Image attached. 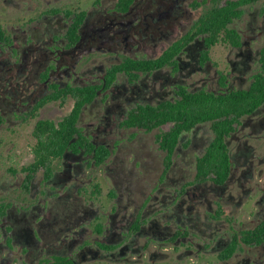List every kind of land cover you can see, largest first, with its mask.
<instances>
[{
  "label": "flooded vegetation",
  "instance_id": "af4514ba",
  "mask_svg": "<svg viewBox=\"0 0 264 264\" xmlns=\"http://www.w3.org/2000/svg\"><path fill=\"white\" fill-rule=\"evenodd\" d=\"M0 264H264V0H0Z\"/></svg>",
  "mask_w": 264,
  "mask_h": 264
},
{
  "label": "trees",
  "instance_id": "16d2710c",
  "mask_svg": "<svg viewBox=\"0 0 264 264\" xmlns=\"http://www.w3.org/2000/svg\"><path fill=\"white\" fill-rule=\"evenodd\" d=\"M240 1V0H239ZM235 11L232 13V15H237L240 16L242 14V10L240 8H236V10H231L229 6L222 7L219 9H214L213 11L209 12L207 15H205V26H206V31L208 32H219L222 30H225L227 28V23L232 17L230 12ZM203 109L207 110L206 107ZM78 110V109H77ZM77 110L75 113L71 116L65 119L64 125L62 126V129L66 131V134H62V136H66L67 140H69L72 132L75 130V120L77 118ZM197 111L198 108H195L193 106H187L185 105V111ZM55 142H50V141H45L43 143V147L38 149L37 152L39 155L43 153H48L49 151L53 150ZM63 148H60L57 152H61Z\"/></svg>",
  "mask_w": 264,
  "mask_h": 264
}]
</instances>
